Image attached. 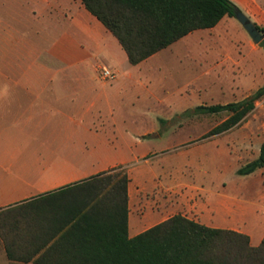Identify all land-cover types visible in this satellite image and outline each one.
<instances>
[{"label": "crops", "instance_id": "0c3cea01", "mask_svg": "<svg viewBox=\"0 0 264 264\" xmlns=\"http://www.w3.org/2000/svg\"><path fill=\"white\" fill-rule=\"evenodd\" d=\"M232 1L264 27L263 3ZM231 19L178 41L199 34L162 73L153 60L160 53L161 61L164 50L132 65L118 39L82 0H0V31L12 35L0 39L12 50L0 57V216L8 233L7 239L0 235V264H37L10 260L7 249L99 248L86 239L122 223L124 208L122 187L102 179L122 171L130 179V238L181 215L208 228L246 235L254 247L261 245L264 215L253 193L257 182L214 185L207 167L211 157L203 145L176 151L180 144L162 150L149 144L151 139L160 142V117L155 128L135 136L120 128L138 123L133 110L173 107L183 96L202 91L226 95L243 89L256 58L237 54L239 43L249 52L253 47L243 34L236 38L226 32V24L236 27ZM6 61L22 64L6 69ZM180 68L190 75L199 72L180 81L175 77ZM104 70L114 78L105 79ZM230 78L241 84L229 85ZM255 92L216 105L238 103ZM256 125L246 117L222 134L238 129L248 142L259 137L251 128ZM263 143L247 164L259 158ZM232 162L238 175L241 166ZM259 171L264 174V168ZM94 207L104 212L89 215ZM112 207L120 210V217L108 212Z\"/></svg>", "mask_w": 264, "mask_h": 264}, {"label": "trees", "instance_id": "16d2710c", "mask_svg": "<svg viewBox=\"0 0 264 264\" xmlns=\"http://www.w3.org/2000/svg\"><path fill=\"white\" fill-rule=\"evenodd\" d=\"M118 39L129 61L136 66L198 30L212 29L225 17L236 18L239 7L232 0H82ZM264 36V27L256 25ZM260 46L264 48V39ZM264 98V86L247 99L227 105L198 107L208 114H229L214 128L218 135L239 125ZM264 168V143L259 158L238 171L249 176ZM102 181L117 182L124 192L123 221L100 235L86 239L97 249H7L13 261L37 264H264V240L254 247L246 235L212 229L178 215L130 238L128 233L129 176L118 172ZM115 190V189H114ZM94 207L88 214L103 213ZM120 217V210H108ZM0 216V235L7 229Z\"/></svg>", "mask_w": 264, "mask_h": 264}, {"label": "rangeland", "instance_id": "374dc122", "mask_svg": "<svg viewBox=\"0 0 264 264\" xmlns=\"http://www.w3.org/2000/svg\"><path fill=\"white\" fill-rule=\"evenodd\" d=\"M258 1L264 4V0ZM240 11H242L250 19V17L243 10ZM228 21H232L236 27L232 24H226V32L236 38L241 37L243 34L245 39L252 43L253 50L250 52L244 47V42L241 44L239 43V50L237 51V54L239 52V54L246 56L250 53L256 58L254 72L252 71L253 73L250 74V77H246L243 81V89L245 93L241 88L238 92H235V94L228 93L226 95H218L214 91H202L191 97L185 95L181 101H175V103L172 104L173 107L162 105L158 107L153 105L148 110H133L132 113H138V115H135L138 117L135 121L138 123L133 124L131 127L120 126V128L123 130L129 129L127 134L135 136L137 133L155 128V126H157L155 125V122L158 117H160V142L151 139L149 144L159 146L160 150L166 148L170 144H180V147L176 149V151H183L191 146L203 145V149L205 148L207 150V154L211 157V162L210 164H207V167L211 168L212 182L214 185L221 183V181H225L229 184L248 183L251 181L257 182L259 186L256 187V190H254L253 193L255 194V201L260 200L259 202L261 203L264 215V174L259 171L256 176H238L232 171V161L235 162V165L240 164L239 166L243 168L247 165L250 158L260 150V148L258 149V146L264 140V98L257 102L256 109L247 116V122L257 124L251 128L256 132H259V137L254 136V138L248 142H243L241 136L238 135V129L233 130V132L231 131L229 134L221 133L211 136L210 132L226 120L229 114L214 115L197 110L199 105L210 106L242 100L246 96L255 92L258 88L264 86V48H260L259 45H255L253 43L250 35L236 18H232ZM5 37H12V35L6 33L5 31H0V39ZM198 38L199 34L197 33L182 42L174 44L167 50L161 52V57L163 58L161 61L159 53V56L153 60V63H155L156 66H162L161 72L165 73L166 67L164 66L167 64L172 66V61L175 57H181L184 55L189 47H191V44L196 42ZM10 53H12L11 47L6 46L1 42L0 57L10 55ZM2 63L6 69H19L22 64L20 62L12 61ZM181 65L182 63H179L180 67ZM183 65L186 67L188 62L185 61ZM170 71L173 72V69L170 68ZM198 72L199 71H193L191 73L193 75H190L189 70L184 71L183 68H180L175 77L182 81L188 79L190 76L197 75ZM256 76H258L256 78L258 80H255L253 83L252 79ZM235 80L236 83L233 84L232 78L227 79V81H229V85L231 84L234 87L241 84V80L239 78ZM247 149L251 151V154H247ZM143 161L144 160L142 159L141 162L143 163ZM155 161L156 160H154L153 163H155ZM187 174L189 175V172H187Z\"/></svg>", "mask_w": 264, "mask_h": 264}, {"label": "water", "instance_id": "95a60500", "mask_svg": "<svg viewBox=\"0 0 264 264\" xmlns=\"http://www.w3.org/2000/svg\"><path fill=\"white\" fill-rule=\"evenodd\" d=\"M236 19L242 24L244 29L252 38L253 42L257 45H260L264 39V36L258 30L256 24L252 22L242 11L236 13Z\"/></svg>", "mask_w": 264, "mask_h": 264}, {"label": "built area", "instance_id": "2783aa9c", "mask_svg": "<svg viewBox=\"0 0 264 264\" xmlns=\"http://www.w3.org/2000/svg\"><path fill=\"white\" fill-rule=\"evenodd\" d=\"M103 76L105 79H113L114 78V74L110 70H104Z\"/></svg>", "mask_w": 264, "mask_h": 264}]
</instances>
